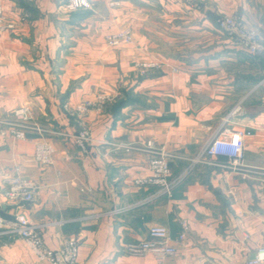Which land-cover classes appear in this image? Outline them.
I'll return each instance as SVG.
<instances>
[{
	"label": "crops",
	"instance_id": "1",
	"mask_svg": "<svg viewBox=\"0 0 264 264\" xmlns=\"http://www.w3.org/2000/svg\"><path fill=\"white\" fill-rule=\"evenodd\" d=\"M1 1L15 28L0 32V120L29 105L40 131L31 127L18 140L0 124V213L41 226L51 249L77 238V264L253 260L264 246V55L245 53L217 20L235 17L264 38V0H89L75 12L65 9L68 0ZM125 28L133 43L108 47L106 37ZM150 58L163 66L143 75L137 64ZM102 92L111 102L76 113ZM238 129L252 132L243 169L232 171L222 157L214 159L220 166L202 159L213 138ZM83 132L87 151L77 142ZM149 140L170 154L174 178L200 157L172 197L135 184L150 175L140 148ZM38 141L54 145L53 165L35 161ZM18 175L40 187L36 202L6 200ZM153 227L169 231L175 255L128 252ZM0 264L48 263L20 235L0 229Z\"/></svg>",
	"mask_w": 264,
	"mask_h": 264
},
{
	"label": "built area",
	"instance_id": "2",
	"mask_svg": "<svg viewBox=\"0 0 264 264\" xmlns=\"http://www.w3.org/2000/svg\"><path fill=\"white\" fill-rule=\"evenodd\" d=\"M29 2L31 0H21ZM112 5H119L118 2ZM65 9L75 12L89 7V0H68L64 5ZM27 15H23L21 20H26ZM217 26L225 32L231 39L236 41L240 48L252 56L264 55V38L256 30L247 27L241 20L229 15H223L217 20ZM15 24L5 15L3 3L0 0V32L13 30ZM133 43L132 30L125 28L117 30L106 37V44L110 48H119ZM163 64L156 58H150L140 61L137 64L139 71L143 75H148L153 71L160 70ZM112 96L106 93L98 94L96 101H85L75 108L76 113L85 117L88 112L95 108L101 110L103 106L111 102ZM240 111V107H235L231 115ZM33 113L29 105L16 109L9 119L0 120V124L6 125L11 136L18 140L26 139L27 129L34 127L40 131L37 125L32 124ZM32 125V126H31ZM223 137L213 138L203 149L202 159H207V163L213 166H220L214 159L219 157L226 158L229 161L232 171H240L244 168V148L246 138L252 135V132L238 130H224ZM90 136L87 132L81 133L77 137L79 147L87 151V143ZM130 149L132 147L123 146ZM150 156L149 167L150 175L139 177L135 180L138 186H153L157 188V196L172 197L174 188L183 178L188 176L195 164L199 162L200 157L193 160L189 167L182 171L177 178L172 177L170 169V154L163 148L156 145L155 141L149 140L140 147ZM55 147L47 141H38L35 145L34 159L43 166H51L54 162ZM213 159V160H212ZM40 187L32 180L18 175L9 182V187L5 192V198L9 202L32 203L39 198ZM122 211V210H119ZM182 233L179 236L181 241L185 240L188 224L181 222ZM0 229L20 235L39 261L48 264H77L79 253V240L75 237L65 240L57 249L49 248L42 237L41 226L36 224L21 223L18 220H10L0 213ZM149 240L140 243L131 244L128 252L131 255L142 256L151 253L157 260H162L166 256H172L177 253V249L171 244L169 231L162 227H153L149 231ZM247 264H264V246L257 249L255 258Z\"/></svg>",
	"mask_w": 264,
	"mask_h": 264
},
{
	"label": "rangeland",
	"instance_id": "3",
	"mask_svg": "<svg viewBox=\"0 0 264 264\" xmlns=\"http://www.w3.org/2000/svg\"><path fill=\"white\" fill-rule=\"evenodd\" d=\"M114 6H119V5H114ZM107 45V44H106Z\"/></svg>",
	"mask_w": 264,
	"mask_h": 264
}]
</instances>
